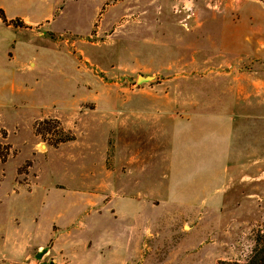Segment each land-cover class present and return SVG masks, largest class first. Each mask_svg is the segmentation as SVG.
Here are the masks:
<instances>
[{"label":"rangeland","instance_id":"374dc122","mask_svg":"<svg viewBox=\"0 0 264 264\" xmlns=\"http://www.w3.org/2000/svg\"><path fill=\"white\" fill-rule=\"evenodd\" d=\"M243 1L63 0L59 5L63 14L57 12L54 23L35 27L33 32L43 31L42 37L26 38L25 47L31 52L28 55L34 56L36 69L25 76L23 94L12 92L11 107L0 110V158L10 154L4 138L13 129L21 131L19 136L12 133L13 140L30 133V128L34 136L38 134L51 145L69 137L65 141L73 140L72 133L63 130L59 120L34 118L55 105L64 107L70 96L71 123L73 119L81 120L82 127L95 132L96 123H114L116 109L141 104L139 94L174 91L178 105L181 92H185L183 99L197 106L203 102L205 106L215 98L219 85L224 90L231 86L232 79L237 81L235 77L244 82V74L254 71L257 76L262 68L236 63L229 66L234 58L229 55L234 52L213 49V38L221 44L228 40V23L232 27L243 26L238 18ZM0 2L11 6V12L26 11L33 17L47 13L45 3L17 8L11 0ZM251 9L254 13V7ZM11 23L22 26L17 19ZM15 36L20 34L13 32L12 37ZM0 42L3 46L1 36ZM140 76L150 78L144 80ZM0 90L9 94L10 83L0 84ZM74 144L90 153L70 161L63 149L58 153L50 151V157L40 158L33 172L38 167L43 174L51 173L54 181L66 185L61 171L71 168L73 188L99 181L98 174L82 176L96 169L93 152L97 148H85L82 142ZM37 148L41 152L40 146ZM114 153L110 145L105 153L108 164ZM22 156L0 164V170L3 168L5 174L16 173L19 166V172L28 170L31 162H22ZM154 172L128 176L129 183L138 176L141 202L156 205L141 207L134 227H129L119 214L111 213L110 208L114 209L120 196L116 188L100 190L93 207L80 202L73 206V200L76 202L80 196L64 191L59 208H28L20 230L29 233L33 241H45L46 249H42L45 252L41 257L32 254L23 264H38L37 260L41 264L245 263L263 250L264 174H230L231 178L226 174H170L167 170L164 174L162 166ZM146 188H151V194ZM70 200L71 218L75 216L71 226V263L68 258L56 259L49 250L52 238L58 235L50 221L57 212H68ZM11 213L14 212L0 208V228L6 227L16 235L18 225L14 216L9 218ZM62 220L56 219L60 224ZM64 236L60 234L58 240H66ZM63 244L69 253L68 241Z\"/></svg>","mask_w":264,"mask_h":264},{"label":"crops","instance_id":"0c3cea01","mask_svg":"<svg viewBox=\"0 0 264 264\" xmlns=\"http://www.w3.org/2000/svg\"><path fill=\"white\" fill-rule=\"evenodd\" d=\"M11 1L17 8H29L32 3H45L47 13L33 17L26 11L11 12V6L0 2V9L4 13V19L0 17V36L4 41L3 46L0 42V84L10 83L11 89L9 94L0 90V110L11 107V93H22L27 86L25 76L31 75L36 69L34 56L28 55L31 52L25 47L27 36L42 37L43 31L33 32L35 27L51 25L57 12L59 15L63 14L59 10L63 0ZM243 3L241 17L238 16L243 21V26L232 27L228 23V40L221 44L216 43V38H213V49L225 50L229 54L234 52L229 55L234 57L228 62L229 66L236 63L262 69L257 76L254 71L244 74V82H241V77H235L237 81L232 79V84L227 89L222 90L223 87L219 85L215 98L205 106L203 102L197 106L183 99L187 96L185 92H181L178 105L177 93L174 91L139 94L137 97L143 99L141 104L131 109H116L114 123L111 126L96 123L93 132L92 128L82 127L81 120L75 122L73 119L71 123L70 96L64 107L58 108L55 105L53 109L37 114L34 118L51 117L59 120L62 129L72 133L73 140L51 145L45 143L38 134L34 136L31 128L30 133L13 140L12 133L19 136L21 131H8L4 143L10 154L5 159L0 158V164L5 165L12 157L24 155L22 162L30 161L31 165L23 172H19V166L14 174H5L3 168L0 170V208L14 212L9 218L14 216L18 225L14 231L16 235H12L6 227L0 228L3 230L0 235V264H23L32 254L37 257L39 253L45 252L42 250L46 249L45 241H33L29 233L21 232L20 225L26 216L24 212L32 206L36 210L58 207L60 197L64 198V191H69L70 194L73 191L74 196H80L75 199L76 202L73 200V206L80 202L79 204L93 207L100 190L107 192L116 188L120 196L114 209L110 208L113 211L111 213L115 216L119 214L129 227H134V223L140 218V208L150 205V208H154L156 205L141 202L139 178L137 176L129 183L127 179L130 174H154L155 169L161 166L164 174L166 170L170 174H226L228 178H231L230 174H264V0H244ZM253 7L254 13H251ZM16 19L22 26L11 23ZM13 32L19 33L20 37H12ZM55 48L59 50L60 46L56 44ZM17 79L19 81H15ZM37 82L35 77L34 83ZM2 122L6 123L4 118ZM3 127L9 130L5 125ZM76 142H82L88 149L94 146L97 148L93 152L97 157L96 169L82 176L98 174L99 181L84 182L80 187L73 188L71 168L61 171L66 185L62 181H54L51 173L43 174L38 167L37 172H33L40 158L47 160L48 155L50 157V151L58 153L63 149L70 161L73 157L90 153L74 144ZM110 145L114 147L115 155L108 164L105 153ZM38 146L41 152L38 151ZM13 150H16V154H12ZM146 190L148 195L151 194V188ZM68 204L66 214L57 212L50 221L58 235L55 233L56 237L52 238L49 250L56 259L68 258L71 263V226L74 225L72 220L75 216L71 218V200ZM105 206L108 209V204ZM134 210L137 212L130 213ZM57 218H63L62 224L57 223ZM79 226L83 227V223L80 222ZM60 234L65 235L62 238L68 241L69 253L63 244L67 241L58 240Z\"/></svg>","mask_w":264,"mask_h":264},{"label":"trees","instance_id":"16d2710c","mask_svg":"<svg viewBox=\"0 0 264 264\" xmlns=\"http://www.w3.org/2000/svg\"><path fill=\"white\" fill-rule=\"evenodd\" d=\"M0 17L4 19V13L0 9ZM69 138L62 139L61 141H65ZM264 248L263 250H260L255 256H252L247 262L245 263H240L237 261H220L217 264H264Z\"/></svg>","mask_w":264,"mask_h":264},{"label":"water","instance_id":"95a60500","mask_svg":"<svg viewBox=\"0 0 264 264\" xmlns=\"http://www.w3.org/2000/svg\"><path fill=\"white\" fill-rule=\"evenodd\" d=\"M148 78H150V77H149V76H147V77L140 76V79L147 80ZM41 255H42V253H39V254L37 255V257L39 258V257H41Z\"/></svg>","mask_w":264,"mask_h":264},{"label":"built area","instance_id":"2783aa9c","mask_svg":"<svg viewBox=\"0 0 264 264\" xmlns=\"http://www.w3.org/2000/svg\"><path fill=\"white\" fill-rule=\"evenodd\" d=\"M41 260H39V262H38V264H41V262H40Z\"/></svg>","mask_w":264,"mask_h":264}]
</instances>
